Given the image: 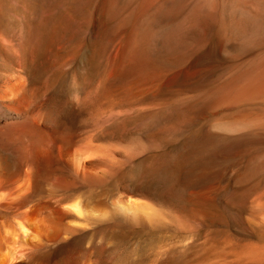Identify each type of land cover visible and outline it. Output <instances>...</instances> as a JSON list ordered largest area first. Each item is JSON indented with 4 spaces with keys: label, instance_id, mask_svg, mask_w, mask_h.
Masks as SVG:
<instances>
[{
    "label": "rangeland",
    "instance_id": "obj_1",
    "mask_svg": "<svg viewBox=\"0 0 264 264\" xmlns=\"http://www.w3.org/2000/svg\"><path fill=\"white\" fill-rule=\"evenodd\" d=\"M263 64L264 0H0V168H71L104 264H264Z\"/></svg>",
    "mask_w": 264,
    "mask_h": 264
},
{
    "label": "bare ground",
    "instance_id": "obj_2",
    "mask_svg": "<svg viewBox=\"0 0 264 264\" xmlns=\"http://www.w3.org/2000/svg\"><path fill=\"white\" fill-rule=\"evenodd\" d=\"M259 71L263 75L249 86L247 96L264 94V69ZM60 155L74 163L81 177L89 181L95 182V176L104 170L103 163L97 160L81 168L87 155L73 154L69 148ZM49 162L37 155L31 170L0 168V264H104L99 257L92 256L90 244L82 247L75 243L93 233L92 224L98 230L107 225L106 203L91 206L81 196L67 194L73 186L74 172L70 168L72 177L69 173L58 175ZM133 202L113 204L117 221L120 217L130 224H153L159 220L153 209Z\"/></svg>",
    "mask_w": 264,
    "mask_h": 264
},
{
    "label": "water",
    "instance_id": "obj_3",
    "mask_svg": "<svg viewBox=\"0 0 264 264\" xmlns=\"http://www.w3.org/2000/svg\"><path fill=\"white\" fill-rule=\"evenodd\" d=\"M83 153V152H82ZM84 154H86L87 156L85 157V160L83 161V162H81V165H80V167L81 168H83V165H86L87 163H89V162H92V161H94V160H98V159H90L91 157H93L94 156V152H92V151H90V152H84L83 153V155ZM77 169V168H76ZM81 170V169H80ZM77 172H78V174H79V176L81 177L82 175H81V173L78 171V169H77ZM83 177V176H82ZM81 177V178H82ZM84 179V178H83ZM154 212V215H157V213L155 212V211H153ZM116 216V215H115Z\"/></svg>",
    "mask_w": 264,
    "mask_h": 264
}]
</instances>
